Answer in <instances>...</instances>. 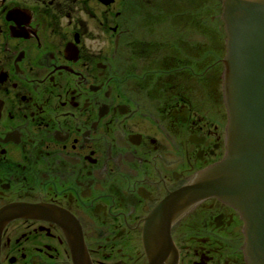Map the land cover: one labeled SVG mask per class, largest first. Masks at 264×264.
I'll return each mask as SVG.
<instances>
[{"label":"flooded vegetation","instance_id":"obj_1","mask_svg":"<svg viewBox=\"0 0 264 264\" xmlns=\"http://www.w3.org/2000/svg\"><path fill=\"white\" fill-rule=\"evenodd\" d=\"M227 1L0 0V264H249Z\"/></svg>","mask_w":264,"mask_h":264},{"label":"water","instance_id":"obj_2","mask_svg":"<svg viewBox=\"0 0 264 264\" xmlns=\"http://www.w3.org/2000/svg\"><path fill=\"white\" fill-rule=\"evenodd\" d=\"M224 19L228 152L190 192L236 207L246 222L248 262L264 264V0H228Z\"/></svg>","mask_w":264,"mask_h":264}]
</instances>
